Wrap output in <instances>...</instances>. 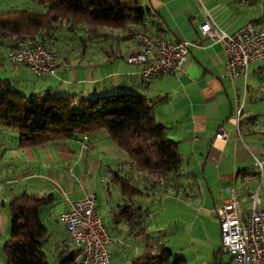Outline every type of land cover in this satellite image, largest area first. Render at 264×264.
Wrapping results in <instances>:
<instances>
[{
	"label": "crops",
	"instance_id": "crops-1",
	"mask_svg": "<svg viewBox=\"0 0 264 264\" xmlns=\"http://www.w3.org/2000/svg\"><path fill=\"white\" fill-rule=\"evenodd\" d=\"M138 2L151 13L145 24L147 32L168 41L187 43L186 59L179 71L142 79L139 75L141 66L124 60L137 50L133 37L125 38V30H122V53L119 47H115L116 53H113L111 46V54L124 60L116 62L107 59V53L101 54L102 50L106 51L103 40H99L98 53L90 55L85 41L91 34L80 27L70 30L68 23H62L34 36L55 52L54 75L36 76L25 65L6 62L8 53L30 38L24 37L15 44L11 41L13 37H1L0 72L3 77L0 79H8L10 87L14 80L22 84L23 92L15 90L24 95L50 89L55 95L73 94L91 99L116 88L141 95L151 106L155 120L165 127L166 136L177 146L180 163L175 174L156 179L133 170L126 152L109 138L105 130L20 147L17 131L0 125V264L4 263L1 248L8 238L9 203L14 197L20 194L50 197L39 211L47 231L41 251L49 245L48 254L57 264L59 257L73 250L59 215L70 203L91 193L95 195L97 212L110 239V259L105 264H128L143 249V235H135L132 224L116 216V204L123 200L140 208L144 231L150 235V231L160 229L161 237L156 241L164 243L187 264H233L227 255V259H222L215 254L219 230L213 208L227 197L229 189H233L240 210L245 211L249 205L247 191L257 190L259 193L261 190L263 161L259 155L264 153V144L258 134L264 133V129L258 125L260 122L264 125V58L249 62L244 74L229 79L223 75L225 55L221 46L201 35L198 26L209 20L220 29L231 32L249 21L264 29V0ZM35 6L37 4L32 0H0V12L11 9L41 12ZM60 26L73 34H82L79 36L83 42L82 54L70 53V50L61 53L63 50L57 52L52 48L56 40L53 32ZM219 129L225 138H215ZM258 162L261 169L254 171L253 167L258 169ZM116 175L128 177L140 192L127 200L115 182ZM255 180L258 181L256 184ZM194 185L197 191L202 189L207 193L213 187L217 197L215 202L208 197L207 203L201 204L199 194L200 201L190 205L189 211L193 213L186 219L187 206L182 195L187 188L194 189ZM154 195L158 205L156 200L151 202ZM261 201L259 206L264 207ZM207 211L212 212L217 222L218 238L213 242L208 241L207 236H201L199 230L191 238L197 247L188 249V253L181 254L165 244L171 225L178 229L183 223L188 228L198 227L205 220L203 212ZM131 232L132 236L129 235ZM183 233L188 238L192 236ZM170 241L172 238H167V243ZM214 245L216 249L212 251Z\"/></svg>",
	"mask_w": 264,
	"mask_h": 264
},
{
	"label": "trees",
	"instance_id": "trees-1",
	"mask_svg": "<svg viewBox=\"0 0 264 264\" xmlns=\"http://www.w3.org/2000/svg\"><path fill=\"white\" fill-rule=\"evenodd\" d=\"M44 12L11 9L0 12V38L13 37L18 44L24 37L32 39L55 25L68 23V28H83L94 33L98 27L125 30V38L147 32L145 24L150 10L138 0H32ZM40 43H42L40 41ZM0 125L17 131L20 147L72 139L105 130L109 138L129 159L133 170L156 179L175 174L180 154L175 142L159 124L151 106L137 93L116 88L101 96L84 99L73 94L55 95L45 89L24 95L0 79ZM114 174V173H113ZM115 182L127 200L140 192L128 177L116 175ZM49 196L20 194L9 203L8 238L3 242V264H51L41 251L46 228L39 211ZM117 218L130 222L135 235H143V249L128 264H187L174 255L161 241L144 231L140 208L123 200L116 204ZM218 253V249L215 254ZM76 250L59 257L57 264H75Z\"/></svg>",
	"mask_w": 264,
	"mask_h": 264
},
{
	"label": "built area",
	"instance_id": "built-area-1",
	"mask_svg": "<svg viewBox=\"0 0 264 264\" xmlns=\"http://www.w3.org/2000/svg\"><path fill=\"white\" fill-rule=\"evenodd\" d=\"M198 30L201 35L221 46L225 55L223 75L229 79L244 74L249 62L264 58V29L255 27L252 22H245L235 30L226 32L212 21L205 20L199 24ZM133 40L137 50L124 60L141 66L139 75L142 79L175 73L186 59V42H172L143 32H136ZM5 60L25 65L36 76H52L55 73V52L39 43L35 37L9 52ZM214 136L225 138L221 129ZM257 167L260 171V162ZM247 198L249 205L245 211H241L234 190L229 189L227 197L213 208L218 221V253L227 255L233 264H264V207L259 206L257 190L247 191ZM59 218L67 239L76 250L75 264L109 262L110 239L97 212L93 193L70 203Z\"/></svg>",
	"mask_w": 264,
	"mask_h": 264
},
{
	"label": "rangeland",
	"instance_id": "rangeland-1",
	"mask_svg": "<svg viewBox=\"0 0 264 264\" xmlns=\"http://www.w3.org/2000/svg\"><path fill=\"white\" fill-rule=\"evenodd\" d=\"M13 4V2L11 3ZM11 6V5H10ZM20 6V5H19ZM19 6H16L15 8H20ZM38 6V5H37ZM35 6L37 9L41 12H44V8H41L40 6ZM14 8V7H13ZM38 12V11H36ZM54 36L56 38V40L54 41V44L51 45L52 48H54L57 52H59L60 50H63L61 53H64L66 50H70L69 52L72 53L74 52L77 55H80L83 53V42H81L79 40V36H81L82 34H78L75 33L73 34L72 32H70V30L66 29L64 26H60L58 27L57 30H55L54 32ZM122 34L123 31L121 29H114V28H106V27H98L96 28V33H92L89 36V40L85 41L87 43H85L87 46V49L90 51V55H96L98 53V45L100 43L99 40H103L102 43L103 45L106 44L105 46V50H102L101 54L104 56L106 53V58L107 59H111L112 61H116V62H120V61H124L122 60V58L120 56H117L116 58L114 57V55L116 54H111V46H112V52L116 53V49L115 47H119L120 52L122 53V43H123V39H122ZM81 38V37H80ZM91 48V50H90ZM3 77V74L0 72V78ZM49 79V78H46ZM20 86V87H19ZM11 88H14L16 90H19L20 92L24 91V88L22 87V84L18 83L17 81H13L11 83ZM262 119H260L261 121ZM258 128L264 129V125H262V123L260 122V124L258 125ZM259 137L262 138V142L264 144V133L262 134H258ZM264 146V145H263ZM259 159L263 161V166H262V172H263V178L261 179V190L258 193L260 201H261V205H264V153H262L261 155H259ZM254 171H258L259 169L254 168ZM256 169V170H255ZM258 181L255 180V184ZM151 187V186H149ZM223 187V185H222ZM215 188V187H214ZM199 194H201L202 196V201L201 204H205L207 203L206 201H208V197H211L213 202L216 201V197H217V192L215 190H213V187L210 188L209 193H207L206 190L202 189H197L195 188L194 185V189L192 188H187V190L185 191V193L182 195L183 198H185V203H186V213H185V217L186 219L189 218V214H192L193 211H189V207L191 204H198V202L200 201L199 199ZM151 198H153L152 201L156 200V196H152ZM170 201H172V199H168ZM196 201V202H195ZM156 205H158V200L155 201ZM217 204V203H215ZM160 205V203H159ZM211 207V205H209ZM195 208V207H194ZM204 217V222L202 223V225L198 226V227H192V228H188V226L184 223L183 225H180L181 229H178L176 226L175 227H171L169 228V232L168 235L165 238V244L168 247H171L172 250L177 251L181 254L184 253H188V249L193 250V248L197 247V244L194 243L193 241H191V238L193 237V235L195 236L196 234H198V231L200 230V235L201 236H207V240L213 242V239H215L216 237L218 238V231H217V222L212 214V212H203ZM187 221V220H186ZM126 229V228H125ZM128 230V228H127ZM179 231L180 232V236L177 235ZM183 232H187L188 234H191L192 236L190 238H188L186 236V234H184ZM116 233V232H115ZM114 233V234H115ZM177 233V234H174ZM174 234V235H173ZM132 236V232L131 234H129ZM150 235L153 238V241H156L159 237H161V231L160 229H155L150 231ZM173 236V237H172ZM126 236H124L125 238ZM134 239L136 237H133ZM167 238H172V241H170L169 243H167ZM136 241L138 242V238L136 239ZM190 241V243H189ZM192 242V243H191ZM109 246H112L111 244ZM50 248L49 245H45L42 248V251L46 254L47 257V261L51 264H56L54 263V258L48 254L49 252L47 251V249ZM216 249V246H212V251H214ZM126 250V249H125ZM180 250V251H179ZM203 254V253H202ZM176 255V254H175ZM179 256V255H178ZM218 258H222V259H227V256L225 254L222 253H217ZM202 258H204V256H202ZM192 264V263H189Z\"/></svg>",
	"mask_w": 264,
	"mask_h": 264
}]
</instances>
